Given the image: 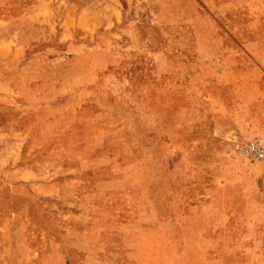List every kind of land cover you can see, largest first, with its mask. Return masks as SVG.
Listing matches in <instances>:
<instances>
[{"label": "rangeland", "instance_id": "1", "mask_svg": "<svg viewBox=\"0 0 264 264\" xmlns=\"http://www.w3.org/2000/svg\"><path fill=\"white\" fill-rule=\"evenodd\" d=\"M264 0H0V264H264Z\"/></svg>", "mask_w": 264, "mask_h": 264}, {"label": "built area", "instance_id": "2", "mask_svg": "<svg viewBox=\"0 0 264 264\" xmlns=\"http://www.w3.org/2000/svg\"><path fill=\"white\" fill-rule=\"evenodd\" d=\"M235 151L242 157L264 165V138L251 135L245 139H234Z\"/></svg>", "mask_w": 264, "mask_h": 264}]
</instances>
